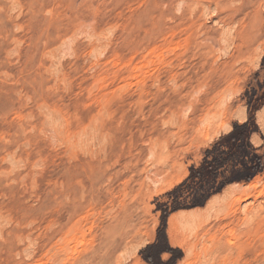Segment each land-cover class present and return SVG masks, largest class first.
Masks as SVG:
<instances>
[{"label":"rangeland","instance_id":"1","mask_svg":"<svg viewBox=\"0 0 264 264\" xmlns=\"http://www.w3.org/2000/svg\"><path fill=\"white\" fill-rule=\"evenodd\" d=\"M173 199L175 264H264V0H0V264H149Z\"/></svg>","mask_w":264,"mask_h":264},{"label":"trees","instance_id":"2","mask_svg":"<svg viewBox=\"0 0 264 264\" xmlns=\"http://www.w3.org/2000/svg\"><path fill=\"white\" fill-rule=\"evenodd\" d=\"M256 108L250 109V117L247 121L243 123H235L233 129L227 133L225 136H222L218 141L214 143L212 149L206 150V155L199 166L192 165L190 167L189 175L178 185L174 187L171 191L168 192L169 195H173L184 185H187L190 180L195 181L197 178L200 180L211 179L217 177L221 168L230 161L236 153L232 151L231 148L220 149V155H216L213 159H209V154L213 149L217 148L221 139L228 137L234 143H243L245 144L248 139V134L250 131L249 123L253 120V112ZM218 190V189H217ZM213 193V192H211ZM210 193V194H211ZM176 198V197H175ZM208 198V196L206 197ZM181 206L177 204V200L173 199L170 206L166 205L162 208L161 221L157 228L156 237L152 242H149L144 247L140 249V254L143 259L149 264H175L176 261L182 257L183 251L171 244L167 232V218L175 210L180 209ZM164 253H169L168 258H163Z\"/></svg>","mask_w":264,"mask_h":264},{"label":"bare ground","instance_id":"3","mask_svg":"<svg viewBox=\"0 0 264 264\" xmlns=\"http://www.w3.org/2000/svg\"><path fill=\"white\" fill-rule=\"evenodd\" d=\"M250 51V50H249ZM177 215H178V213H174V214H172L170 217H169V219H168V223H169V225L170 224H175V222H176V220H177ZM126 226V225H125ZM54 233H55V231H53V233H51V234H53L54 235ZM50 236V235H49ZM172 236V235H171ZM52 238H53V236H52ZM169 238H170V235H169ZM171 239H172V237L170 238V241H171ZM172 240H174V239H172ZM50 241H52V240H50ZM172 242V241H171ZM215 250V249H214ZM109 251V250H108ZM213 251V250H212ZM218 252V251H217ZM113 255V254H112ZM216 255H218V254H216ZM234 255V254H233ZM240 255V254H239ZM89 256V255H88ZM257 256V255H256ZM213 257V256H212ZM89 258V257H88ZM228 260V259H227ZM217 261V260H216ZM219 261V260H218ZM238 263V262H237ZM248 264H249V262H247ZM250 263H251V261H250ZM252 264V263H251Z\"/></svg>","mask_w":264,"mask_h":264},{"label":"crops","instance_id":"4","mask_svg":"<svg viewBox=\"0 0 264 264\" xmlns=\"http://www.w3.org/2000/svg\"><path fill=\"white\" fill-rule=\"evenodd\" d=\"M176 211V210H175ZM168 236H169V234H168ZM169 240H170V238H169ZM171 242V241H170ZM172 244V243H171ZM173 245V244H172Z\"/></svg>","mask_w":264,"mask_h":264}]
</instances>
